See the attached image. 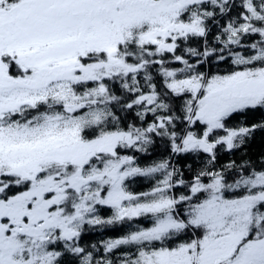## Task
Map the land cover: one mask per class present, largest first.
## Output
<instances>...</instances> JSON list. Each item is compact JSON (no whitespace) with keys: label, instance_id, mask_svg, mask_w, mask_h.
Wrapping results in <instances>:
<instances>
[{"label":"snow or ice","instance_id":"snow-or-ice-1","mask_svg":"<svg viewBox=\"0 0 264 264\" xmlns=\"http://www.w3.org/2000/svg\"><path fill=\"white\" fill-rule=\"evenodd\" d=\"M0 264H264V0H0Z\"/></svg>","mask_w":264,"mask_h":264}]
</instances>
